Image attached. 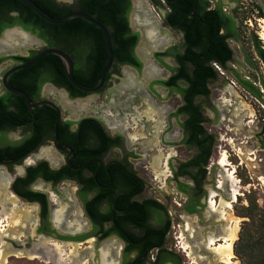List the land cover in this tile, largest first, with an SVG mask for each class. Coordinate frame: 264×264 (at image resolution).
Returning <instances> with one entry per match:
<instances>
[{
	"label": "flooded vegetation",
	"instance_id": "af4514ba",
	"mask_svg": "<svg viewBox=\"0 0 264 264\" xmlns=\"http://www.w3.org/2000/svg\"><path fill=\"white\" fill-rule=\"evenodd\" d=\"M54 1L71 10H78L81 3L80 0H73L71 4L65 3L67 0ZM150 1L151 4L144 0H122L128 27L125 34L137 33L131 52L140 66L113 57L98 91L72 96L64 86L48 80V72L41 66L26 69L25 74L15 71L9 74L8 83L24 91L32 103L49 101L58 110L42 104L33 106L30 111L23 96L4 86L2 75L21 63L17 57L28 60L49 46L36 33L19 24L1 28L0 43L9 32L19 33V38L8 40L10 46L17 44L10 51L0 45V67H3L0 72V173L6 178L0 191L14 195L20 208L29 213L24 226L0 223V264H10L9 257L56 264L44 259L45 247L53 245L64 247L60 257L56 253L51 255L54 260L62 258L63 264H224L215 247L221 241L226 224L210 202L213 198L217 205L223 189L208 171L216 137L206 127L211 120L205 114L204 100L210 94L209 83L218 76L216 69L228 70V64L233 61L229 42L237 40V20L222 3L211 0H185L192 4L188 10L180 5L171 10L183 0ZM251 2L258 16L264 17L258 5ZM180 12H184L185 17L175 20ZM207 13L218 27L216 34L224 36L229 56L223 62L218 53L206 58L199 46H193L201 59L197 62L201 61L203 67L212 68L216 73L203 80L208 94L195 93L187 97L165 83L177 76L174 84L186 88L193 70L194 62L188 56L182 63L178 60V55L187 50L179 23L196 33L199 22L207 23ZM155 14L162 16L169 32L178 34V43L166 34V29L159 28ZM147 27L154 28L156 36L163 40L152 42L146 34ZM37 42L41 46L35 48L33 45ZM93 50L90 42H84L63 51L71 57L73 70L85 71L90 64L84 57ZM148 67L154 69L151 74L146 72ZM125 71L134 77L132 88L123 87ZM103 90L128 92L117 100L110 97L105 108L94 106L84 112L74 109L81 98ZM138 90L150 99L156 111L167 112L164 130L159 131L161 144L193 150L191 156L183 157L178 153L167 156L168 173L164 184L156 180L157 176L156 182H152L140 174L137 170L139 155L132 148L128 150L134 138L124 130L120 109L125 100L130 107L132 104L137 107L139 99H135L134 94ZM164 95L174 100L171 107L161 100ZM114 105L121 107L114 111ZM107 109H111L114 116ZM134 111L138 112L131 109ZM210 111L216 123L217 107L211 105ZM206 135L208 138L204 140ZM207 150L210 154L204 163ZM224 190L226 198L230 199L226 187ZM212 191L215 195H211ZM6 208L9 210V205ZM1 210L0 204V216Z\"/></svg>",
	"mask_w": 264,
	"mask_h": 264
},
{
	"label": "rangeland",
	"instance_id": "374dc122",
	"mask_svg": "<svg viewBox=\"0 0 264 264\" xmlns=\"http://www.w3.org/2000/svg\"><path fill=\"white\" fill-rule=\"evenodd\" d=\"M72 1L67 0L65 3L71 4ZM144 1L149 2L148 4L152 2L150 0ZM251 1L253 0H211L213 3H222L226 11L234 14L238 25V37L237 40L229 42L233 49V61L228 64V70H224L223 68L216 69L218 76L209 83L210 94L204 100L205 114L211 120L208 121L206 127L216 137L208 164V171H211L210 175L213 176L211 178H218L220 176L223 179L227 173L232 172L236 185L237 193L235 194V199L230 204L231 207L228 210V214L230 218L237 220L238 229L236 238L232 243L234 256L232 260L237 264L246 263L245 258L234 252L242 222L248 220L246 216H243L247 213L245 207L252 209L254 219V222L246 226L247 235L255 238L259 237L261 230L258 224L264 222V130L262 129L264 125V102L257 98L240 81V79H243L251 82L254 87L258 88L261 97L264 98L262 86V82H264V62L258 57L253 45V36L255 35L264 49V39L260 38V32L264 24L262 22H260V25L257 24L255 18L259 16L255 12V6ZM156 18L159 28L166 29V26L162 22V16L156 15ZM262 19L264 20V17ZM150 28L154 30V28ZM165 31L174 43H178L177 33L174 31L169 32L168 29ZM33 46L35 48L40 47L41 43L37 42ZM77 62L79 63L78 60ZM170 63L172 64L171 61ZM2 70L3 67H0V72ZM115 83L117 84L118 80ZM127 92L125 90L119 91L118 94L117 92L103 90L96 94H89L81 98L79 102L88 101L87 105L89 108L94 106H103L105 108L104 105L110 97L117 100L119 97L126 95ZM152 98H154L153 95ZM160 98L170 107L174 102L171 97H166L165 95ZM211 105L216 106L219 111L216 123L212 121L214 113L210 111ZM135 110L142 112L146 111L147 107L139 103ZM107 112L111 116H114L111 109H107ZM132 115V112L125 115L128 123L123 126L125 132L130 137L133 136L132 134H138V139H132L131 145L128 148V150L134 149L139 155L137 170L140 174L146 175L152 182H156L154 178L158 174L156 180L164 184L166 183L168 172L167 166L166 169L162 168L161 162H165L166 165L167 156L170 153H178L186 157L191 156L193 150L161 144L159 141L161 135L159 131L164 130L163 126L165 125L167 112L158 113L156 119L161 124L158 125L157 132L153 131L155 130L153 128L155 121L142 117L133 122ZM146 126H151L152 128L144 132L143 127ZM222 154H224V159L226 160L224 165L220 163ZM157 158H160L158 164L155 163ZM160 160L162 161L160 162ZM218 199L221 201L228 200L224 188L223 194H220ZM25 208L31 210L33 207ZM227 222L228 220L225 219L226 225ZM8 261L10 264H43L35 259L27 260L25 257H9Z\"/></svg>",
	"mask_w": 264,
	"mask_h": 264
},
{
	"label": "trees",
	"instance_id": "16d2710c",
	"mask_svg": "<svg viewBox=\"0 0 264 264\" xmlns=\"http://www.w3.org/2000/svg\"><path fill=\"white\" fill-rule=\"evenodd\" d=\"M32 1L52 17H60L71 10V7L58 5L54 0ZM80 2L78 10L86 12L107 26L112 42L114 59L119 60L120 62L132 63L139 67L140 62L131 52V48L137 40V33L125 34L128 27L126 23V14L122 6V0H80ZM176 5H180L179 7L184 10H188L192 7V4L183 0L178 4H175L171 10H174ZM256 7L260 10L258 6ZM8 12H14L15 14L8 16ZM180 13L181 14L177 16L175 20L185 17L184 12ZM206 17L208 19L207 23L202 24L199 22L200 24L196 33L193 29L187 30L184 25L179 23L180 28L184 32V44L187 50L185 54L178 55V60L182 63L185 61V57L188 56L194 62L193 70L188 78L189 86L186 88L178 87L174 84V80L177 76H173L165 83L176 87L187 97L195 93L208 94L209 89L203 85V80L216 73L212 68L207 66L203 67L202 64H200L201 61L197 62L201 59L199 58V53L192 49L193 46H199L201 52L206 58H210L215 53H218L222 55L223 58L221 62H223L229 56V50L223 42L224 36H218L216 34L218 27L215 22L212 21L208 13L206 14ZM203 19L204 17L201 16V20ZM11 24L21 25L23 28L36 33L39 37L44 39L47 46L56 47L61 50L72 49V46L77 43L90 42L93 45L94 50L84 57V60H88L87 62L90 64L88 69L83 71L75 68L73 70V75L76 80L85 85H93L97 82L106 60L104 40L97 27L80 18H73L60 24L49 23L20 0H0V30L2 27ZM202 40H205L204 44H202ZM253 42L258 57L264 62V49L261 47V42L255 35L253 36ZM17 58H20L21 62L27 60V57ZM37 66L45 68L48 72L46 78L58 85L64 86L72 96H83L86 93L77 89L68 81L61 60L55 54H46L32 65L16 70L14 73L25 74L26 69ZM240 81L257 98L264 102V98L261 97V93L257 87H254L249 81L243 79H240ZM262 86L264 89V82H262ZM189 121H191L192 124V113ZM262 129L264 130V125ZM193 137H195L194 134ZM207 138L208 135L205 136L204 140H207ZM197 141L200 143V140ZM209 154L210 151L207 150L204 163L207 162ZM193 162H196V160H193ZM201 170L205 172L204 168ZM245 210H247V213L243 216H246L248 220L242 222V227L235 243L234 252L246 259L245 264H264V222L258 224L261 230L259 237L255 238L247 235L246 226L254 222V219L252 209L250 207H245Z\"/></svg>",
	"mask_w": 264,
	"mask_h": 264
},
{
	"label": "bare ground",
	"instance_id": "6f19581e",
	"mask_svg": "<svg viewBox=\"0 0 264 264\" xmlns=\"http://www.w3.org/2000/svg\"><path fill=\"white\" fill-rule=\"evenodd\" d=\"M263 22H264V20H263ZM145 31H146L147 36L151 39L152 42H155V41L161 42L163 40L162 37L156 36L155 31L153 29L149 28V27H147V29ZM18 38H19V33H17V32H9V33H6L4 39L1 41L0 45H2V47H9L10 44L8 43L9 42L8 40L11 39V40L14 41L16 39L18 40ZM260 38L261 39H264V26H262V30L260 32ZM153 70L154 69L152 67H148V69H147L146 72H147V74H151V72ZM125 75H126V81L124 82L123 87H125V88H132L133 87V84H134V77L128 71H125ZM141 92L142 91L138 90L134 94V98L135 99H139V103H144L145 106L147 107V110L146 111H142V112H135V111L132 112L133 113L132 120H133V122H136L138 119H140L142 117H146L147 120L155 121V125L153 127L155 130H153V131L154 132H157L159 123H158L156 117H157V115H158V113L160 111H156L154 109V106L151 103L150 99L147 98V96H145ZM87 102H79V103H77V105H75L73 107L77 111L84 112L87 109H89V107L87 105ZM129 104L130 103L127 100H125L124 101V104H123L124 107L122 108L121 106H119V107H121L120 110L123 111V113L121 114V119H120V120H123V122H122L123 125H126L128 123V120H126V116L125 115L128 114L129 112H131V109L135 110V108H136L135 104H132L131 107H130ZM119 107L117 105H114L112 110L117 111V109ZM120 120H118V121L120 122ZM149 128H152V127L151 126L143 127V131L145 132ZM132 135H133L132 136L133 138H135V139L138 138V134L135 133V134H132ZM159 159L158 158L156 159V161H155L156 164H158ZM225 161L226 160L224 159V154H222V156L220 158V163H222L224 165ZM163 165H164L163 167L166 169L165 162L163 163ZM160 168H161V166H160ZM161 170H163V169H161ZM165 171H163V172L165 173ZM163 172H162V174H164ZM157 177H158V174H157ZM5 180H6L5 176H3L0 173V186L2 185V183ZM217 185L221 189H223L224 187H226L227 191L230 194V199L223 200V201L219 200V202L217 203V205H216V202H215V200L213 198L210 199V202H211V205H212L211 208L213 207L216 211H218L219 215L224 220L225 219L228 220L227 225H226V228H225V232L223 233V235L221 237V243H219L215 247V250H216L219 258L221 259V261L223 263H225V264H237L235 261L232 260L233 257H234L233 256V252H232V243H233L234 239L236 238V233H237V229H238L237 228V220L234 219V218H230V216L228 214V210L231 207L230 204L235 199V194L237 193V191H236V185H235V181H234L232 172L227 173L225 175L224 179H223V177H220L219 176L217 178ZM211 195H215V192L212 191L211 192ZM0 204L2 206V210H1L2 213H1V216H0V223H4L5 222L7 225H10V224H12V225L13 224H19V223H22V221H23L22 225L25 223V219L28 217V213L29 212H28V210H25V209H21L20 208V205L17 202V200L15 199V196L14 195L12 196V195L6 193V191L5 192L0 191ZM7 205H9V210H7V208H6ZM25 212H26V214H25ZM63 248L64 247L61 246V245H53L52 247H50V246L49 247H45L46 257H44V259H49V260L55 262L56 264H63L62 258H58V260H54V259L51 258V255L53 253L58 254L59 257H60L61 252L63 251Z\"/></svg>",
	"mask_w": 264,
	"mask_h": 264
},
{
	"label": "water",
	"instance_id": "95a60500",
	"mask_svg": "<svg viewBox=\"0 0 264 264\" xmlns=\"http://www.w3.org/2000/svg\"><path fill=\"white\" fill-rule=\"evenodd\" d=\"M20 1L23 2L31 10H33L42 19H44L45 21H47L49 23L60 24V23L69 21L73 18H80V19H83V20L91 23L95 27H97L100 30L102 37H103V40H104L105 49H106V60H105V63L102 67V70L100 72V76H99L97 82L93 85H85V84H83V83H81L75 79V77L73 75V61H72L71 57L65 51H63L59 48H56V47H45V48L41 49L38 53L33 55L31 58H29L27 61L15 64L4 72V74L2 75V81H3L4 86L7 88V90H9L15 94H19V95L23 96L26 100V103L29 105L30 111L32 110L33 106H39L42 104H48V105L52 106L55 110H58L57 106H55L53 103H51L49 101L32 103L24 91L17 89L8 83V76L12 72L19 70V69H22V68H26V67L32 65L33 63L38 61L41 57H43L46 54H55L60 58L61 63L63 65L65 76L71 84H73L77 89L84 91L86 93H93V92L98 91L104 83L105 76H106V74H107V72L111 66L112 60H113L111 38H110V34H109V30H108L107 26H105L100 21L96 20L93 16H91V15H89L86 12L81 11V10L73 9V10L68 11L67 13H65L64 15H62L60 17H52L49 14H47L43 9H41L34 1H32V0H20ZM253 1L262 10L263 16H264V0H253ZM18 29L20 32H22L26 35L28 34V32H25L24 30H22L20 28H18ZM15 46H17V44H13L9 47H6V50L10 51L12 49V47H15ZM56 130H57V120H56L55 125H54V131L56 132ZM55 143H56V141H55Z\"/></svg>",
	"mask_w": 264,
	"mask_h": 264
},
{
	"label": "built area",
	"instance_id": "2783aa9c",
	"mask_svg": "<svg viewBox=\"0 0 264 264\" xmlns=\"http://www.w3.org/2000/svg\"><path fill=\"white\" fill-rule=\"evenodd\" d=\"M162 1V0H161ZM256 12V11H255ZM256 19V21H259V20H261V22L263 23V19L262 18H260V17H257V18H255Z\"/></svg>",
	"mask_w": 264,
	"mask_h": 264
}]
</instances>
